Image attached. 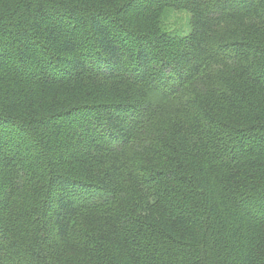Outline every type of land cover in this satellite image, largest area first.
I'll list each match as a JSON object with an SVG mask.
<instances>
[{
    "label": "trees",
    "instance_id": "obj_1",
    "mask_svg": "<svg viewBox=\"0 0 264 264\" xmlns=\"http://www.w3.org/2000/svg\"><path fill=\"white\" fill-rule=\"evenodd\" d=\"M0 264H264V0H0Z\"/></svg>",
    "mask_w": 264,
    "mask_h": 264
},
{
    "label": "rangeland",
    "instance_id": "obj_2",
    "mask_svg": "<svg viewBox=\"0 0 264 264\" xmlns=\"http://www.w3.org/2000/svg\"><path fill=\"white\" fill-rule=\"evenodd\" d=\"M163 23L166 30L177 34H186L189 30V16L185 12H168L163 17Z\"/></svg>",
    "mask_w": 264,
    "mask_h": 264
}]
</instances>
